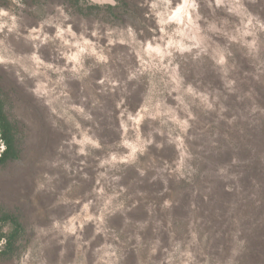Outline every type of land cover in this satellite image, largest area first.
Listing matches in <instances>:
<instances>
[{
  "label": "clouds",
  "instance_id": "clouds-1",
  "mask_svg": "<svg viewBox=\"0 0 264 264\" xmlns=\"http://www.w3.org/2000/svg\"><path fill=\"white\" fill-rule=\"evenodd\" d=\"M138 7L0 0V160L7 123L30 162L0 264H246L264 231V0Z\"/></svg>",
  "mask_w": 264,
  "mask_h": 264
},
{
  "label": "rangeland",
  "instance_id": "rangeland-1",
  "mask_svg": "<svg viewBox=\"0 0 264 264\" xmlns=\"http://www.w3.org/2000/svg\"><path fill=\"white\" fill-rule=\"evenodd\" d=\"M94 11L98 10L88 9L87 15L91 16ZM143 11L138 7V0H124L123 12H117V16L120 19H125L129 12L135 15H142ZM0 89H3L9 94L16 91L14 81L9 79L7 74L2 70H0ZM12 134L14 138L13 155L6 162L0 164V202L9 205L15 202V198L20 194L21 189L27 190L28 184L26 177L30 172L28 154L24 146L15 140L16 132L13 128ZM102 135L112 137L114 134L105 128ZM142 187L148 189L153 188L152 185L147 184ZM135 214V212L130 213V215ZM115 223H119V218H117ZM245 260L246 264H264V231H258L251 238L250 250Z\"/></svg>",
  "mask_w": 264,
  "mask_h": 264
},
{
  "label": "trees",
  "instance_id": "trees-1",
  "mask_svg": "<svg viewBox=\"0 0 264 264\" xmlns=\"http://www.w3.org/2000/svg\"><path fill=\"white\" fill-rule=\"evenodd\" d=\"M5 137L9 140V152L5 154V158L3 160H0V164L6 162L13 155L12 152L14 148V138L12 134V128L7 123H5Z\"/></svg>",
  "mask_w": 264,
  "mask_h": 264
}]
</instances>
